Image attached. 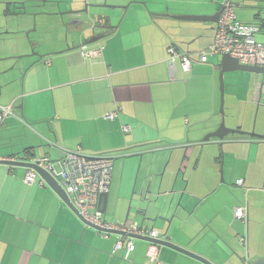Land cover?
Instances as JSON below:
<instances>
[{"label":"crops","instance_id":"1","mask_svg":"<svg viewBox=\"0 0 264 264\" xmlns=\"http://www.w3.org/2000/svg\"><path fill=\"white\" fill-rule=\"evenodd\" d=\"M141 1L112 13L103 38L91 45L102 47L99 58H83L79 48L90 32L80 35L75 24L69 26L62 18L57 28L65 29L64 37L46 41L15 77L0 78V104L14 102L15 115L1 128L0 157L32 161L48 154L58 168L63 149L80 147L88 153L129 154L136 163L143 144H152L154 170H164L160 188L179 180L175 174L182 166L179 187L189 191V199L184 203L187 212L180 217L160 228L146 226L158 228L162 239L212 264H247L264 258V136L227 147L217 138L201 143L220 121L216 115L220 61L216 59L214 65V56L208 63L199 58V52L211 44L217 23L174 18L217 12L222 0ZM202 1L206 8H198ZM171 45L191 55V72H184L180 58L175 70L169 64ZM191 96L198 99L189 103ZM228 96L231 111L234 94ZM240 102L259 104L257 87L247 101ZM116 108L121 110L115 120L104 117ZM124 126L130 131L125 132ZM228 156L236 157L235 167L242 165L241 172L232 170ZM141 158L146 165L147 156ZM115 164L107 207L120 208L128 196L122 184L114 188ZM220 165H224V182L219 179ZM250 166L260 167L259 173L251 172ZM26 171L25 166L0 163V264H151L148 240L136 238L128 260L122 257L123 249L113 254L115 234L104 238L87 226L42 177L27 185ZM239 179L243 186L237 184ZM114 189L119 190L117 200ZM246 205L248 219L237 218L236 207ZM159 257L163 264H206L165 245Z\"/></svg>","mask_w":264,"mask_h":264},{"label":"rangeland","instance_id":"2","mask_svg":"<svg viewBox=\"0 0 264 264\" xmlns=\"http://www.w3.org/2000/svg\"><path fill=\"white\" fill-rule=\"evenodd\" d=\"M24 1V0H23ZM58 1V0H57ZM209 1V0H207ZM236 5V15L239 20L244 22H255L254 15L256 10L253 8L256 3L251 0H232ZM161 2V0H160ZM210 2V1H209ZM221 2V1H220ZM25 3V6H24ZM61 5V6H60ZM57 5L56 0H26L22 4L19 2L0 3V68L3 69L0 71V78L5 76L12 78L15 77L19 70L26 69L30 63V59L34 58V54L38 49L42 48L43 44L47 41L50 44L53 39L57 37H64L65 29L57 28L58 20L62 18L65 19V23L71 26L70 22L72 19H69L66 15H61V13L66 10L64 4L61 3ZM163 5V4H162ZM189 5V4H188ZM206 3L201 2L198 8H206ZM160 6V5H158ZM64 7V8H59ZM167 8V5H166ZM214 9L210 10L208 13H213ZM215 13V12H214ZM198 15H209L205 13H193ZM75 26V25H74ZM75 29V27H74ZM257 40L264 42V32L258 33L256 36ZM213 57V56H212ZM215 58V57H214ZM220 61V57L215 58V64ZM220 71V70H219ZM219 71L216 74V81L218 84V93H219V107H217L216 115L220 116L219 124L222 120L221 115V91H220V74ZM225 91H224V118L225 125L229 128L240 129L244 132H253L254 135L240 134V133H231L225 139H223V146H234L236 144H244L239 140H251L254 143V140H258L259 136H264V73L249 71V70H232L224 73L223 76ZM261 84H263L261 86ZM1 86V85H0ZM257 87L258 97L260 96L259 104L256 103L253 105L245 102L241 104V100H246L250 95V92L255 90ZM229 93L234 94L232 99L234 109L229 110L226 99L229 98ZM1 97V96H0ZM198 98H193L192 96L189 99V103L196 101ZM236 119V122L233 120ZM235 123V124H234ZM248 127V130H244L242 127ZM219 127V125H218ZM217 127V128H218ZM212 133V132H210ZM209 134V133H208ZM207 134V135H208ZM206 135V136H207ZM205 137V136H204ZM226 139H230L227 142ZM188 140V139H187ZM219 140V139H218ZM222 142L221 140H219ZM144 147L140 148L142 156H147L146 165L145 160L142 161V156H139L136 163L132 161L131 156L119 157L115 161V172H114V188L116 185L119 187L123 185L122 191L125 192L128 196L127 204L123 203L120 208H112L109 204L107 207V220L113 223H121L125 221L129 207H131L129 213V219L138 221L140 223L142 215L140 212V207H145L146 204L144 201L145 194L147 193L148 197L157 199L158 205H151L149 208H154L156 210L161 209L164 205V202L168 204L169 198L177 193L174 197V201L171 209L165 214H169L172 211L174 212L175 206L179 201L182 204L187 203L189 199V191H186L185 188L180 189V182H183V168L179 166L175 176L180 178L177 182L174 180L169 188H160L161 178L164 174V170L160 172L155 171L156 163L154 162V153L152 144H143ZM156 145V144H155ZM211 146V145H207ZM220 146V143L219 145ZM184 157V156H183ZM141 158V159H140ZM236 157L228 156V159H231L232 170L237 173V170L241 172L243 166H239L238 169L235 167ZM255 160V157L253 156ZM168 160V158H167ZM166 160V161H167ZM263 160V159H262ZM141 161L143 165H141ZM224 162V161H223ZM261 162V160H259ZM243 163H245L243 161ZM149 164V165H148ZM148 165V167H146ZM182 165V164H181ZM238 165V164H237ZM142 166V167H141ZM165 166V165H164ZM182 168L181 171L179 169ZM221 168L223 174L221 173ZM161 168L159 167V170ZM251 172L259 173L260 167H251ZM219 179L221 180L223 175L224 178V165H220L218 168ZM146 172V175H145ZM180 173V176H179ZM158 176V180L156 178ZM171 190L175 192L169 193ZM119 190L114 189V195H116V200L119 197ZM114 198V197H113ZM112 198V199H113ZM177 198V199H176ZM176 200V201H175ZM156 210H151L153 213ZM170 215V217L172 216ZM178 218V217H177ZM166 224L163 220H158L156 222L147 221L144 225L149 224L152 226L162 227L161 224ZM151 228V227H150ZM158 229V228H157Z\"/></svg>","mask_w":264,"mask_h":264},{"label":"built area","instance_id":"3","mask_svg":"<svg viewBox=\"0 0 264 264\" xmlns=\"http://www.w3.org/2000/svg\"><path fill=\"white\" fill-rule=\"evenodd\" d=\"M237 5L232 0H222L221 14L216 25V31L211 44L199 52L202 62L208 63L210 57H220L228 54L237 59L241 64L264 67V42L257 40L258 33H262L258 23L243 22L237 18ZM101 46L82 44L80 53L85 59L99 58L102 55ZM180 58L184 72L192 70V57L175 45L168 48V62L176 69L177 59ZM49 63V61H46ZM173 70V72H174ZM14 102L0 104V131L5 121L15 116ZM121 108L107 112L104 117L108 120H115ZM23 122L24 119L21 118ZM125 132L130 131L129 126H124ZM124 156L114 152L88 153L77 149H63L62 156L58 162V168L48 154L37 156L32 162L50 172L57 178L64 187L71 203L84 219L86 225H93L96 231L104 238H110L113 234L117 239L114 243L113 254L123 249L122 257L129 259L130 254L135 250L134 240L137 237H148L149 246L147 257L151 264H163L159 257L160 245L154 240L161 238L156 228L141 225L138 221L128 219L126 222L113 223L107 220L106 214L102 212L101 200L111 187L113 167L115 161ZM0 160L13 161L15 158H2ZM38 172L34 168H27L24 175V182L31 186L35 184ZM44 180H40V185ZM239 186L244 185V180L237 181ZM264 189V180L262 184ZM248 206H238L235 215L239 219H248ZM119 232V233H114ZM137 236V237H136ZM241 243L246 244V238H240Z\"/></svg>","mask_w":264,"mask_h":264},{"label":"water","instance_id":"4","mask_svg":"<svg viewBox=\"0 0 264 264\" xmlns=\"http://www.w3.org/2000/svg\"><path fill=\"white\" fill-rule=\"evenodd\" d=\"M135 2H142L141 0H129L126 4H121V3H107V0H58L56 1L57 5H60L61 3L64 4V7L66 10H64L61 15H66L68 16L69 19H72V23L76 25L75 31L78 32L80 35H84L86 33L90 32V35L87 37L86 36V41L85 43L91 44L94 42H97L101 40L104 36L103 30L107 29L106 22L108 19L113 17L114 12L117 10L121 9H127L128 6L132 3ZM256 2V1H255ZM264 0H257V3H263ZM64 7H59V8H64ZM256 12L254 15L255 23H258L260 28H264V7L261 5H254L253 7ZM221 14V9L213 14L209 15H198V14H180L174 16V18L181 19V20H193V21H204V22H214L218 23L219 18ZM67 37V35H66ZM220 91H221V115L222 120L219 124V127L213 131L212 133H209L207 136H205L202 140V144L204 142L209 141L211 138H217L219 140L225 139L229 134L231 133H243L242 130L239 129H233L229 128L225 125V118H224V91H225V84H224V73L227 71H232V70H249V71H256V72H263L264 73V67H256V66H250V65H244L241 64L237 59H234L230 57L228 54H223L220 57ZM263 84H261L262 86ZM247 133V132H246ZM247 134L254 135L253 132H248ZM129 156V154H127ZM139 156H142V153L138 154ZM186 157V152L184 154L183 161L185 160ZM0 163H11V164H17L21 166H25L27 168H34L38 174L47 182L51 187H53L58 194L65 200V202L74 210V212L81 218V220L84 221L82 216L79 214V212L76 210V208L73 206L71 203V200L66 193V190L64 187L59 183L56 177H54L50 172L46 171L42 167L38 166L37 164L33 163L32 161H18V160H0ZM182 168L179 169L181 171ZM184 174V172H182ZM221 173L223 174V170L221 169ZM221 180L223 181V175ZM175 192L174 190H171L169 193ZM177 193L172 195V197L169 198L168 204L164 202V205L162 207V210H156L154 208H149L151 205L157 206L158 203L157 199H153L152 197H148L147 193L145 194L144 201L146 204L145 207H140V212L142 215V219L140 221L141 225H144L145 222L147 221H153L156 222L158 220H163L168 223H170L175 217H180L179 215L182 212H187V206L186 204H182L181 201L177 203L175 206L174 212L171 217H168L166 214H164V210L168 212L173 204L174 197ZM107 200H108V194H104L103 198L101 200V205H102V212L106 213L107 212ZM131 207H129L127 216L125 218V222L129 219V213H130ZM151 210H156L155 212L151 213ZM85 222V221H84ZM92 228H96L93 225H90ZM114 233H119V232H114ZM137 237V236H136ZM138 239H143V240H151L148 237H137ZM156 243L159 245H165L169 246L171 248H174L180 252H183L185 254H188L192 257H195L206 264H212L208 260L197 256L168 240H164L162 238L160 239H155L154 240ZM247 264H264V258H260L256 261H249Z\"/></svg>","mask_w":264,"mask_h":264},{"label":"flooded vegetation","instance_id":"5","mask_svg":"<svg viewBox=\"0 0 264 264\" xmlns=\"http://www.w3.org/2000/svg\"><path fill=\"white\" fill-rule=\"evenodd\" d=\"M57 1V0H56ZM253 3L255 2L256 4H258V5H261V6H263L264 7V2L263 3H257V0H251ZM107 3H110L109 2V0H107ZM61 6V5H60ZM264 13V12H263ZM262 16H264L263 14H262ZM262 32H264V28H262Z\"/></svg>","mask_w":264,"mask_h":264},{"label":"clouds","instance_id":"6","mask_svg":"<svg viewBox=\"0 0 264 264\" xmlns=\"http://www.w3.org/2000/svg\"><path fill=\"white\" fill-rule=\"evenodd\" d=\"M82 44H88V43H85V41L84 42H82ZM89 45H92V43L91 44H89ZM81 47V46H80ZM79 50H80V48H79ZM221 57V56H220ZM23 119V118H22ZM1 132V131H0ZM124 156H125V154H124ZM16 160V159H15ZM40 176V175H39ZM41 177V176H40ZM108 194V193H107ZM106 214V213H105ZM86 224V223H85ZM87 226H90V225H87ZM146 226V225H145ZM152 228V227H151ZM154 228V227H153ZM96 230V229H95ZM159 231V230H158ZM161 234V233H160ZM161 238H162V236H161ZM158 239H160V238H158Z\"/></svg>","mask_w":264,"mask_h":264},{"label":"trees","instance_id":"7","mask_svg":"<svg viewBox=\"0 0 264 264\" xmlns=\"http://www.w3.org/2000/svg\"><path fill=\"white\" fill-rule=\"evenodd\" d=\"M24 6H25V4H24ZM237 18H238V17H237ZM243 22H244V21H243ZM251 23H253V22H251ZM175 46H176V45H175ZM176 47H177V46H176ZM182 50H183V49H182ZM15 159H16V158H15ZM38 177H39V176H38ZM38 177H37V178H38ZM36 182H37V180H36ZM36 182H35V183H36ZM240 242H241V241H240ZM160 246H162V245H160Z\"/></svg>","mask_w":264,"mask_h":264}]
</instances>
